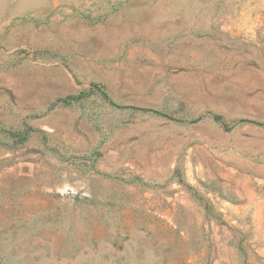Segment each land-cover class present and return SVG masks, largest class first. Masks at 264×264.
Listing matches in <instances>:
<instances>
[{
	"label": "rangeland",
	"instance_id": "1",
	"mask_svg": "<svg viewBox=\"0 0 264 264\" xmlns=\"http://www.w3.org/2000/svg\"><path fill=\"white\" fill-rule=\"evenodd\" d=\"M0 264H264V0H0Z\"/></svg>",
	"mask_w": 264,
	"mask_h": 264
}]
</instances>
